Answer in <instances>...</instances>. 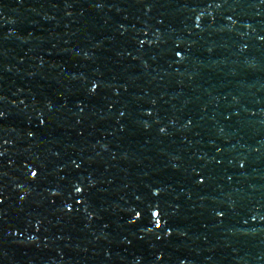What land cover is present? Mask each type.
<instances>
[{
    "label": "water",
    "instance_id": "1",
    "mask_svg": "<svg viewBox=\"0 0 264 264\" xmlns=\"http://www.w3.org/2000/svg\"><path fill=\"white\" fill-rule=\"evenodd\" d=\"M0 264H264V0H0Z\"/></svg>",
    "mask_w": 264,
    "mask_h": 264
}]
</instances>
